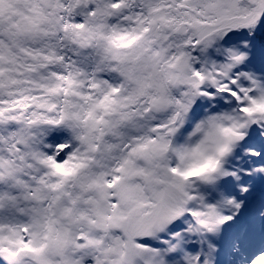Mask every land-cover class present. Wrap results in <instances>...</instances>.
<instances>
[{
	"label": "snow or ice",
	"instance_id": "1",
	"mask_svg": "<svg viewBox=\"0 0 264 264\" xmlns=\"http://www.w3.org/2000/svg\"><path fill=\"white\" fill-rule=\"evenodd\" d=\"M0 264H264V0H0Z\"/></svg>",
	"mask_w": 264,
	"mask_h": 264
}]
</instances>
